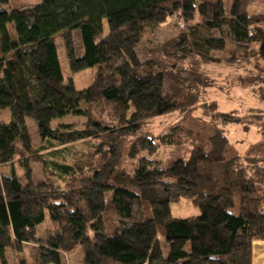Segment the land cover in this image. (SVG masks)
I'll list each match as a JSON object with an SVG mask.
<instances>
[{
	"label": "trees",
	"instance_id": "1",
	"mask_svg": "<svg viewBox=\"0 0 264 264\" xmlns=\"http://www.w3.org/2000/svg\"><path fill=\"white\" fill-rule=\"evenodd\" d=\"M254 1L40 0L9 10L0 0V111L10 113L8 124L0 122V165L31 153L27 117L42 142H103L100 165L63 191L34 184L28 161L21 164L24 182L13 168L0 176V264H8L7 247L35 243L47 219L56 230L43 264H63L61 253L77 246L83 264H251L252 243L264 240V122L260 142L245 157L217 129L204 137L179 124L156 139L140 131L148 118L193 109L208 86L199 63H219L215 54L228 44L236 63L238 53L254 49L264 64V8L253 13ZM173 16L185 21L186 34L141 55L145 31ZM58 35L71 73L96 68L84 90L65 81ZM257 92L264 102V76ZM102 105L110 122L91 117L92 107ZM66 116L85 117L86 124L51 127ZM125 137H133L132 160L159 145L190 149L166 167L141 156L128 172L120 166ZM59 169L73 176L69 166ZM181 199L198 214L174 217L171 205Z\"/></svg>",
	"mask_w": 264,
	"mask_h": 264
},
{
	"label": "rangeland",
	"instance_id": "2",
	"mask_svg": "<svg viewBox=\"0 0 264 264\" xmlns=\"http://www.w3.org/2000/svg\"><path fill=\"white\" fill-rule=\"evenodd\" d=\"M40 0H8L6 8L20 9L38 4ZM259 5H252L253 13L259 11ZM186 34V23L176 16L168 17L167 21L155 30L145 31L141 39V55L146 51L156 52L157 47H162L168 42ZM59 56L65 81L71 80L75 89L84 90L94 80L96 68H88L78 73H71L63 47L62 37H56ZM255 48V47H254ZM233 46L228 44V51L216 53L219 63H199V70L205 84L198 94V103L189 112H171L162 116L146 119L141 126V135L157 137L168 132L173 126L184 124L194 130H199L204 137L210 136L213 129L220 130L227 139L229 145L241 157L248 155L260 142L259 125L264 122V102L258 96V85L264 76V64L260 61L254 49L247 53L240 52V63H236L232 54ZM187 67V63L184 65ZM213 105V106H212ZM85 104L81 109L86 110ZM216 109V111H214ZM91 117L96 120L110 122L107 115V106H93ZM217 112L237 116L241 123H224L217 117ZM101 113V115H100ZM212 116H215L212 118ZM26 126L31 140V153H18L10 164L0 165V176L8 175L13 168L16 174L24 182V170L21 164L28 161L31 177L34 184L46 183L49 188L63 191L73 180L88 177L96 169L102 160L100 151L103 149L101 139H89L77 141L68 145H56L42 142L37 133V125L27 117ZM0 122L8 124L10 113L8 109L0 111ZM86 124V118L82 116H66L54 120L51 123L53 129L60 125H73L81 129ZM133 137H125L122 140L121 168L132 171L139 157L154 160L162 167H166L177 157H188L190 147L188 144L181 147L159 145L157 150L148 155L142 152L134 160L129 159L127 151ZM157 144V141L155 140ZM59 166H69L73 170L71 179L64 175ZM171 213L177 218H186L197 215L198 209L190 200L181 199L171 205ZM56 226L47 219L36 228V242L21 245L20 251L12 246L6 248L5 257L8 264H43L41 253L45 251L47 241L55 232ZM167 250L164 251L166 255ZM63 264H83L82 248L75 247L71 252L61 253Z\"/></svg>",
	"mask_w": 264,
	"mask_h": 264
},
{
	"label": "crops",
	"instance_id": "3",
	"mask_svg": "<svg viewBox=\"0 0 264 264\" xmlns=\"http://www.w3.org/2000/svg\"><path fill=\"white\" fill-rule=\"evenodd\" d=\"M255 5L264 8V0H255ZM251 264H264V240L254 241L251 246Z\"/></svg>",
	"mask_w": 264,
	"mask_h": 264
}]
</instances>
